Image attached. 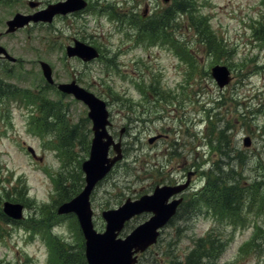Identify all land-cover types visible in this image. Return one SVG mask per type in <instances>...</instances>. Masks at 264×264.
Masks as SVG:
<instances>
[{
	"label": "rangeland",
	"instance_id": "rangeland-1",
	"mask_svg": "<svg viewBox=\"0 0 264 264\" xmlns=\"http://www.w3.org/2000/svg\"><path fill=\"white\" fill-rule=\"evenodd\" d=\"M27 1L0 0V44L17 58L15 63L0 62V85L6 91L5 96L0 94V203L13 201L12 195L23 187L28 194L23 199L22 222L11 223L0 213V264H49L44 233L50 228L59 245L79 242L74 218L56 219L51 211L54 200H61L59 174L76 170L88 155L91 125L85 122L87 107L58 92L56 83L74 79L106 101L114 137L124 128L122 160L90 195L97 231L104 229L103 209L148 193L156 184L177 182L188 171L193 173L184 202L206 188L210 164L221 158L209 148L206 134L216 145L218 132L226 131L228 143L236 153L241 151L245 163L238 161L239 156L236 168L242 185L264 176V0H183L191 10L179 14L171 1L90 0L83 16H59L51 23L4 33L5 21L13 13L33 11ZM39 1L46 5L59 0ZM160 10H168V26L158 32L144 28L157 20ZM74 38L95 45L100 56L88 63L65 56V45ZM39 60L51 66L53 85L45 83ZM217 63L231 70V80L222 89L209 72ZM29 100L33 113L27 107ZM43 102L53 105L46 110L44 105L39 107ZM55 103L63 123L68 120L89 128L85 143H75L71 157L58 151L55 138L41 136L38 128L45 125L44 112L55 115L51 108ZM63 126L59 124V139L68 129ZM159 133L167 138L148 143L150 136ZM245 136L250 138L249 146L242 144ZM27 146L42 159L31 156ZM152 162L158 169L146 166ZM75 183L78 186V180ZM261 185L245 194L248 199L244 205L237 203L234 215L219 218L213 208L194 202L196 212L186 216L184 210L165 226L157 243L140 255L139 264H173L175 260L180 264L194 240L211 234L224 239V245L217 259L207 264H264ZM145 217H135L129 225ZM34 220L37 223L31 226Z\"/></svg>",
	"mask_w": 264,
	"mask_h": 264
},
{
	"label": "water",
	"instance_id": "water-1",
	"mask_svg": "<svg viewBox=\"0 0 264 264\" xmlns=\"http://www.w3.org/2000/svg\"><path fill=\"white\" fill-rule=\"evenodd\" d=\"M30 5L33 6L35 3L30 2ZM85 5V0H65L50 4L46 9L30 16L16 14L13 19L7 21L8 28L6 31H14L17 27L26 24L29 19L50 21L57 12L66 13L81 9ZM66 50L68 56H78L84 61L98 55L94 47L79 40H74V45H68ZM1 53L7 57L9 56L2 46H0ZM41 67L45 77L51 82L50 67L44 62H41ZM212 75L219 85H223L229 80L228 70L224 66L213 67ZM58 87L64 92L72 93L77 99L88 105V116L93 123V138L91 140L89 158L82 163V169L86 174V184L75 197L62 203L58 207L57 212L72 211L76 214L85 238V257L88 264H134L136 255L133 254L143 251L148 245L155 242L158 235L157 228L163 225L174 213L180 201V199H175L167 203V198L172 193L186 186L187 183L172 187H156L152 194H144L135 200L128 198L118 208L102 211V216L106 221L105 230L100 233L96 232L91 221L92 211L89 204V194L95 183L107 173L116 160L121 158L120 142H114L111 135L107 132L106 125L109 123L107 119L108 112L103 100L78 86L74 81L59 84ZM244 144H249L247 138L244 139ZM110 145L113 146L117 153L113 157H108ZM20 208V205L4 204V210L13 217H20ZM142 211H152L153 215L136 226L124 238L117 237L125 220Z\"/></svg>",
	"mask_w": 264,
	"mask_h": 264
},
{
	"label": "trees",
	"instance_id": "trees-1",
	"mask_svg": "<svg viewBox=\"0 0 264 264\" xmlns=\"http://www.w3.org/2000/svg\"><path fill=\"white\" fill-rule=\"evenodd\" d=\"M176 9L184 10V8L177 4ZM157 20L154 22H148L145 23L143 26L144 28L150 29L152 32H158L163 30L164 27H167L168 21L170 18L169 12L167 11H159L157 13ZM158 29V31H157ZM53 109V107H51ZM45 122V118H44ZM46 123V122H45ZM76 127H72L71 130H69L67 133H63L62 139L59 142L58 147L61 146L62 151L67 155L71 154V146L74 143L77 138H81V134H79L77 131H75ZM79 131V130H78ZM223 137H226L225 134H223ZM74 138V140H72ZM68 142V146L65 144ZM226 143V140L224 141ZM223 153L225 156L228 153H231V150H227ZM240 155V154H239ZM217 172L216 175H214L212 178L208 179L206 182L207 185V191L205 192V195L203 197V200L207 203L218 204L220 206V212L222 213H232L235 211V202L237 197H242L239 193L240 189L238 188V184L236 185L235 182H232V177L234 175V169L231 167L230 169L224 164L221 167H219V164H217ZM229 166V164H228ZM77 170V169H76ZM74 172L75 169L72 168L71 172L69 173L70 177L72 179V182L70 183V186L66 185L69 179L62 176V179L58 180V188L60 192L61 201L67 200L70 197H72L74 194H76L77 191H79V188L82 185V177H79L78 180V186H76V179L74 178ZM78 176L81 174V172L77 171ZM77 176V177H78ZM81 176V175H80ZM263 180V179H262ZM264 183V182H263ZM264 188V184L262 186ZM215 242L214 239L207 240L205 238L198 239L195 242L194 248L191 250V252L188 254V256L185 258L184 264H201V258L204 257L203 254L205 252L211 253L212 251H215ZM59 263L60 264H86L84 255H83V245L80 244L79 246H60L59 247Z\"/></svg>",
	"mask_w": 264,
	"mask_h": 264
},
{
	"label": "flooded vegetation",
	"instance_id": "flooded-vegetation-1",
	"mask_svg": "<svg viewBox=\"0 0 264 264\" xmlns=\"http://www.w3.org/2000/svg\"><path fill=\"white\" fill-rule=\"evenodd\" d=\"M4 61H6V60H4V59L0 58V62H4Z\"/></svg>",
	"mask_w": 264,
	"mask_h": 264
}]
</instances>
